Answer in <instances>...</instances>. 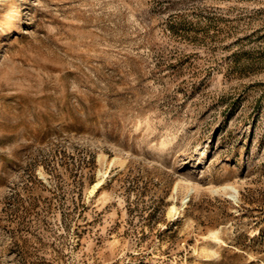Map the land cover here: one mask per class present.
I'll list each match as a JSON object with an SVG mask.
<instances>
[{"label": "rangeland", "instance_id": "obj_1", "mask_svg": "<svg viewBox=\"0 0 264 264\" xmlns=\"http://www.w3.org/2000/svg\"><path fill=\"white\" fill-rule=\"evenodd\" d=\"M0 264H264V0H0Z\"/></svg>", "mask_w": 264, "mask_h": 264}, {"label": "bare ground", "instance_id": "obj_2", "mask_svg": "<svg viewBox=\"0 0 264 264\" xmlns=\"http://www.w3.org/2000/svg\"><path fill=\"white\" fill-rule=\"evenodd\" d=\"M99 184H100V180L94 183L93 189L95 187H97ZM228 188L230 189L229 196H231L233 199H235L236 198V193H237L236 189L233 186H228ZM192 189H193L192 186H186L185 195L182 197V201H181V208L186 203L187 198H188V195L190 194V192H191ZM168 212H169V214L175 215L176 213H178L177 207L174 206V205H171L169 207Z\"/></svg>", "mask_w": 264, "mask_h": 264}]
</instances>
